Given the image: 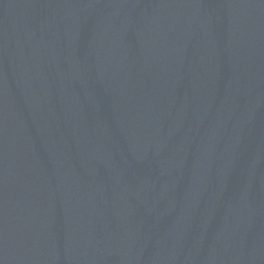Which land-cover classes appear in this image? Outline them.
I'll use <instances>...</instances> for the list:
<instances>
[{
    "label": "water",
    "instance_id": "obj_1",
    "mask_svg": "<svg viewBox=\"0 0 264 264\" xmlns=\"http://www.w3.org/2000/svg\"><path fill=\"white\" fill-rule=\"evenodd\" d=\"M0 264H264V0H0Z\"/></svg>",
    "mask_w": 264,
    "mask_h": 264
}]
</instances>
